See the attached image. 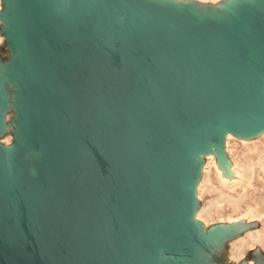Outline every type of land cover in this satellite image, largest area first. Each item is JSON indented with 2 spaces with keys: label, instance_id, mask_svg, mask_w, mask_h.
Wrapping results in <instances>:
<instances>
[{
  "label": "water",
  "instance_id": "water-1",
  "mask_svg": "<svg viewBox=\"0 0 264 264\" xmlns=\"http://www.w3.org/2000/svg\"><path fill=\"white\" fill-rule=\"evenodd\" d=\"M6 3L21 117L18 151L0 147V264H178L161 252L200 239L197 152L264 127L256 12L199 25L144 0Z\"/></svg>",
  "mask_w": 264,
  "mask_h": 264
},
{
  "label": "rangeland",
  "instance_id": "rangeland-1",
  "mask_svg": "<svg viewBox=\"0 0 264 264\" xmlns=\"http://www.w3.org/2000/svg\"><path fill=\"white\" fill-rule=\"evenodd\" d=\"M227 1L222 0L217 4H226ZM207 2L209 9L207 12H215L214 0H207ZM180 4L191 5V2ZM247 7H251L256 12L261 28L264 30V0H258L253 4L248 0H239L235 11ZM7 9L6 0H0V77L2 79L0 82L1 90L6 97V100L3 98L4 109L6 115L9 114L12 119L10 137L12 142L9 144L2 138L3 129L0 133L1 148L15 147L14 144L17 143L19 137V131L14 126L15 123H19V120L12 117V112L18 106V103L14 102V96L15 93L19 94V87L6 75H9L11 67L18 59V52L10 44L7 32L5 20ZM184 9L190 12L188 7ZM209 19L215 20L213 13ZM4 113L2 112V118ZM6 125L7 122H5ZM225 138L224 144L222 142L215 147L220 163L226 162L223 178L218 176V171L211 163V159L206 155L202 158L198 157L195 181H198L200 185L204 183L199 188L198 196H193L191 210L202 212L204 222H206L205 232H201L203 223H196L195 234L200 239L185 240L172 248L166 247L161 252L162 258L166 261L191 264L195 260L198 264H203L207 263L203 254L213 252L208 264H226L220 254L227 249L232 254V251L238 247L234 255L243 260L236 263L234 259L230 264H264V127L250 133L233 131ZM209 153L212 154L213 151ZM239 180H241L240 183L235 184ZM234 198L239 200L232 201ZM249 216H251L250 219H248ZM247 261H252V263Z\"/></svg>",
  "mask_w": 264,
  "mask_h": 264
},
{
  "label": "bare ground",
  "instance_id": "bare-ground-1",
  "mask_svg": "<svg viewBox=\"0 0 264 264\" xmlns=\"http://www.w3.org/2000/svg\"><path fill=\"white\" fill-rule=\"evenodd\" d=\"M154 6H157V7H168V8H171L173 9V11L175 12H179L181 10H184V8L188 7L189 10H190V13H191V18L193 21H195L196 23H198L199 25H202V23L206 21H210L209 19V16L213 13L214 16H215V20H213L215 23H218V24H221L223 23L224 21L228 20L230 18V16L232 14H234L235 10H236V7H237V4L239 2V0H228L226 4H217L220 3V1L222 0H214V2L216 3L215 7V12H207L209 9L207 8V0H144ZM249 2H252V4L254 2H257L258 0H248ZM178 2V3H177ZM185 2H191V5L189 4H180V3H185ZM193 3V4H192ZM8 6V4H7ZM72 7V3L71 1L69 2L68 1V8H71ZM9 10V6H8V9L7 11ZM212 21V20H211ZM123 21L121 20V24L123 25ZM17 61H20V56H19V53H18V59ZM6 62V61H5ZM5 65V64H4ZM7 66V64H6ZM3 67V66H2ZM8 79H9V75L6 74ZM1 79V77H0ZM2 81V79H1ZM20 88V87H19ZM13 96V95H12ZM1 97L2 98H5L6 100V97H5V94L2 93L1 94ZM20 98H21V95L20 94H16L15 93V96H14V102H17L18 103V106H16V110H14V112H12V117L20 120V117H21V112L19 111L20 110ZM18 107V108H17ZM19 109V110H18ZM17 111V112H16ZM3 112L4 113V117L2 118L1 120V124H0V133H2L3 129V133L1 134L3 137V139H5V141L7 143L10 144L11 141V131H12V119H10V116L9 114L6 115V110L3 109ZM11 115V114H10ZM6 116V118H5ZM5 122H7V125L5 126ZM15 128L20 131V123H15L14 124ZM228 133H232L231 131H225L223 132V144L225 143V140H226V135ZM261 135V134H260ZM246 137V136H245ZM229 143V142H228ZM247 143V142H245ZM14 144V143H12ZM19 144H20V137H18V141L16 144H14L15 147H3L2 149L6 152V153H10V152H17L18 151V147H19ZM213 151V153H209L210 151ZM264 153V152H263ZM206 155V157H208L209 159H211V163L214 164L215 168L217 169V173H218V176L221 178H223V170H225L226 168V162L224 163H220V161L218 160L219 158L217 157V152H216V148L215 146H211L209 147L208 149L206 150H200L197 152V157H204ZM41 156V154L38 152V151H33L29 154V157L30 158H37L39 159ZM206 159V158H205ZM208 160V159H207ZM210 163V162H209ZM204 166V165H203ZM209 168V167H208ZM206 172V171H205ZM33 173L35 174V170L33 169ZM207 173V172H206ZM256 174V173H255ZM244 176V175H243ZM229 178V177H228ZM239 178V177H237ZM237 180V179H236ZM242 180V179H241ZM235 183V184H238L240 183V181ZM205 181V180H204ZM204 183V182H203ZM202 183V184H203ZM224 183V182H223ZM242 183V182H241ZM201 184V185H202ZM227 185V183H224ZM200 183L198 181H195L194 183H192L190 185V190L192 192V194L197 197L198 196V191H199V188L201 187ZM245 192V191H244ZM244 195V194H243ZM220 197V196H219ZM241 198V197H240ZM231 199V198H230ZM239 200V199H238ZM234 198V200L232 201H238ZM231 202V201H230ZM232 203V202H231ZM240 203V201H239ZM234 204V203H233ZM263 204V203H262ZM235 205L237 206V204L235 203ZM217 206V205H216ZM220 206V205H219ZM235 206V207H236ZM219 209V208H218ZM235 210V209H234ZM238 211V209H237ZM251 216L248 217V219H250ZM241 218V217H240ZM239 219V218H238ZM191 220L196 224H200V223H203V227L201 228V232L204 233L205 232V227H206V222H204V217L202 215V212L201 211H194L191 215ZM232 220V219H231ZM233 250V249H232ZM236 250H238V247L232 251V254L231 251H229L228 249L224 251V253L220 254L221 258L223 259V261L226 263V264H230L232 263V261L235 259L236 263L243 260V258L241 257H237L234 255V253L236 252ZM213 252H205L203 254L204 258H205V261L207 263H203V264H208L209 263V259H211V257L213 256ZM220 258V257H219ZM221 259V260H222ZM220 260V259H219ZM251 260V259H249ZM254 261V260H253ZM248 263H252V261H247ZM191 264H198L195 260L193 262H191ZM216 264V263H215Z\"/></svg>",
  "mask_w": 264,
  "mask_h": 264
}]
</instances>
